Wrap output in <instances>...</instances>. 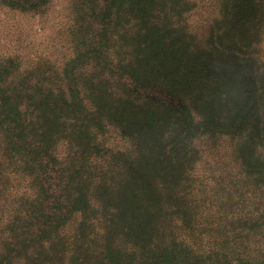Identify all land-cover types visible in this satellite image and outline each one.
Returning <instances> with one entry per match:
<instances>
[{"label": "trees", "instance_id": "16d2710c", "mask_svg": "<svg viewBox=\"0 0 264 264\" xmlns=\"http://www.w3.org/2000/svg\"><path fill=\"white\" fill-rule=\"evenodd\" d=\"M0 264H264V0H0Z\"/></svg>", "mask_w": 264, "mask_h": 264}]
</instances>
